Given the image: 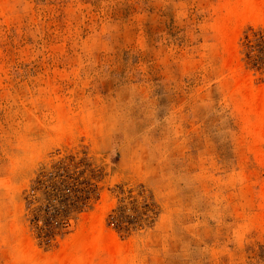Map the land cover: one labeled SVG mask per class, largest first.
I'll return each mask as SVG.
<instances>
[{"label": "rangeland", "instance_id": "374dc122", "mask_svg": "<svg viewBox=\"0 0 264 264\" xmlns=\"http://www.w3.org/2000/svg\"><path fill=\"white\" fill-rule=\"evenodd\" d=\"M0 264H264V0H0Z\"/></svg>", "mask_w": 264, "mask_h": 264}]
</instances>
